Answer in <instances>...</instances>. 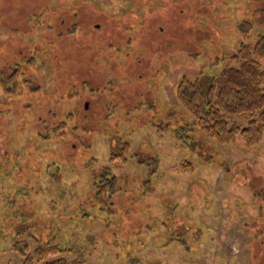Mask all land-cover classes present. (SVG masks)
<instances>
[{
	"label": "rangeland",
	"instance_id": "rangeland-1",
	"mask_svg": "<svg viewBox=\"0 0 264 264\" xmlns=\"http://www.w3.org/2000/svg\"><path fill=\"white\" fill-rule=\"evenodd\" d=\"M261 34L264 0H0V264L51 240L69 263L264 264V139L221 146L177 100Z\"/></svg>",
	"mask_w": 264,
	"mask_h": 264
},
{
	"label": "trees",
	"instance_id": "trees-1",
	"mask_svg": "<svg viewBox=\"0 0 264 264\" xmlns=\"http://www.w3.org/2000/svg\"><path fill=\"white\" fill-rule=\"evenodd\" d=\"M250 28L247 22L240 25L245 36L250 34ZM177 100L181 107L195 116L194 127L190 130L197 128L221 146L233 145L238 138L247 149L259 145L264 139V35H259L254 43H242L222 72L202 73L195 79L183 77L178 86ZM181 129L189 130L188 127ZM178 139L179 144L190 147L188 142L181 140L182 134ZM131 148L129 142L123 143L118 152L110 155L109 161L127 162L136 156ZM181 168L184 172L195 171L189 161L183 162ZM109 174L110 170L104 168L94 178L93 202L102 210L112 205L113 195L120 190L118 178ZM147 187L145 191L154 192L148 184ZM16 244L15 250L24 257L23 264L43 262L49 257L56 258L45 264H84L81 260L69 263L60 258L70 249L54 240L39 244L32 253L28 246L20 242Z\"/></svg>",
	"mask_w": 264,
	"mask_h": 264
},
{
	"label": "flooded vegetation",
	"instance_id": "flooded-vegetation-1",
	"mask_svg": "<svg viewBox=\"0 0 264 264\" xmlns=\"http://www.w3.org/2000/svg\"><path fill=\"white\" fill-rule=\"evenodd\" d=\"M254 257L258 259V256H254Z\"/></svg>",
	"mask_w": 264,
	"mask_h": 264
}]
</instances>
